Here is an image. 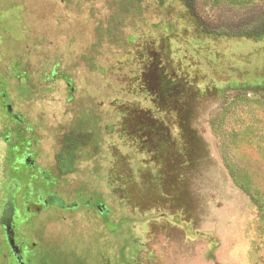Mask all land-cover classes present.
I'll return each instance as SVG.
<instances>
[{
  "label": "rangeland",
  "instance_id": "1",
  "mask_svg": "<svg viewBox=\"0 0 264 264\" xmlns=\"http://www.w3.org/2000/svg\"><path fill=\"white\" fill-rule=\"evenodd\" d=\"M0 264H264V0H0Z\"/></svg>",
  "mask_w": 264,
  "mask_h": 264
},
{
  "label": "flooded vegetation",
  "instance_id": "2",
  "mask_svg": "<svg viewBox=\"0 0 264 264\" xmlns=\"http://www.w3.org/2000/svg\"><path fill=\"white\" fill-rule=\"evenodd\" d=\"M55 194L54 193H47V195L46 196H44L43 197V199L45 200V201H48L50 198H52L53 196H54ZM76 203V202H75ZM73 209H76V205H75V207L73 208ZM16 241V240H15ZM16 248H17V245H16ZM11 254H12V252H11ZM22 257H23V254H22Z\"/></svg>",
  "mask_w": 264,
  "mask_h": 264
}]
</instances>
